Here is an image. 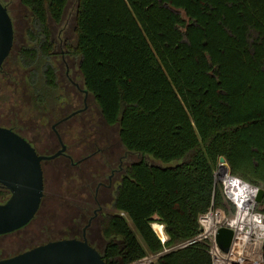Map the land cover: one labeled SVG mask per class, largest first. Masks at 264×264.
Returning a JSON list of instances; mask_svg holds the SVG:
<instances>
[{"label": "trees", "instance_id": "1", "mask_svg": "<svg viewBox=\"0 0 264 264\" xmlns=\"http://www.w3.org/2000/svg\"><path fill=\"white\" fill-rule=\"evenodd\" d=\"M17 1L21 9L3 3L13 44L0 69V125L55 151L51 124L75 108L62 56L75 62L87 106L55 125L63 141L62 125L78 128L69 143L89 141L96 171L108 152L139 154L87 240L110 264L183 241L148 264H212L206 241L191 239L199 214L224 203L219 155L264 187V0H75L71 33L62 24L72 0ZM8 192L0 185V200Z\"/></svg>", "mask_w": 264, "mask_h": 264}, {"label": "water", "instance_id": "2", "mask_svg": "<svg viewBox=\"0 0 264 264\" xmlns=\"http://www.w3.org/2000/svg\"><path fill=\"white\" fill-rule=\"evenodd\" d=\"M12 44L13 22L7 7L0 1V69ZM82 91L85 95L88 94L86 90ZM76 111L74 110L72 113ZM59 139L60 148L49 154L39 153L23 135L9 126L0 125V185L5 186L11 192L6 200L0 202V233L23 225L38 209L44 189L42 160L55 157L64 150L65 143L60 136ZM219 163L228 167L223 155H219ZM263 195L264 188L258 186L255 199L261 202ZM90 220L91 217L83 227L82 237L48 239L0 258V264H110L102 257L100 251L87 240L85 228ZM159 237L165 239L160 235ZM230 238L231 230L229 228H218L216 240L222 248H227ZM194 239L196 236L191 240ZM185 243L183 241L165 247L126 264H148L160 254ZM141 260L144 262L140 263Z\"/></svg>", "mask_w": 264, "mask_h": 264}, {"label": "flooded vegetation", "instance_id": "3", "mask_svg": "<svg viewBox=\"0 0 264 264\" xmlns=\"http://www.w3.org/2000/svg\"><path fill=\"white\" fill-rule=\"evenodd\" d=\"M62 60L64 61L63 65L66 67V70H65L66 78L68 79L69 83H72L73 85L76 86V88L71 92L72 93L71 106L75 108H73L70 112L63 115L58 120L54 121L53 122L54 126H52L53 123L51 124L54 132L56 133V136L59 142L58 145H56L55 150L61 147L59 136L62 139L55 125L59 123L60 121H65L71 118L72 116H73L72 118H75V119L78 118V114L86 108L87 98H88V94L85 95L84 92H82L83 89L80 86H78L77 83L73 82V80L71 79L70 74H69V69H68V63L65 62V60L63 59V56H62ZM76 93L78 94L76 95ZM74 110H77V111L72 113ZM63 142L65 143L64 150L58 155H56L55 157H52L49 159L60 158L61 166H58L60 174L64 173L66 176H71L70 183L68 184L73 185L77 192L75 191L74 192H57V195H56L57 200H55L56 202L55 205L56 206L59 205L61 209H65V211L67 209L70 212L69 214L70 217L68 215V218H66L65 220L67 222V225L65 227L67 231L65 232V235H62L60 237H82L83 227L88 222L89 218L91 217L90 223L85 228V234L87 237V228L91 224L92 220L101 211L105 210V208H103L104 203L110 204L111 202L114 189L118 181L121 178V174L124 171L125 164H123V156L121 154L116 153L115 150L113 152H108L107 153L108 159L106 158L105 162L102 164L103 168L101 170L96 171L95 163H94V159H95L94 154L96 152L94 150L84 152L83 150L84 146L90 145L89 141L82 142V143H79L81 141H77V142H74L73 144L66 143L65 141ZM34 147L36 148V146ZM36 150L39 153H43V152H40L38 148H36ZM79 150L81 151V155H79ZM45 154H49V153H45ZM47 160L48 159L42 160L43 182H44L43 163ZM116 174L118 175V178L116 177ZM77 186H78V189H77ZM10 194L11 192L9 191L6 199L8 198ZM84 196H86L85 203L83 202L81 204H78V200L82 199V197ZM44 197H45V192L43 189V194H42L38 209L36 210L34 215L30 218V220H28L23 225L11 231L0 233V258L12 255L18 251L23 250V249L14 250L12 247V244L15 241L19 242V240L21 239H23V242H30L32 238L34 237V234H40L43 228H45V226H42V225L40 226L37 223L36 227H33L32 229H27L29 228L27 227L28 224L34 221V219L38 218L40 221H42L48 216L47 212H44L43 215H39L40 206L42 204ZM263 198H264V195H263ZM4 200H0V202ZM36 230L39 233H34V231ZM8 236H10V238H8ZM30 236L32 238H30ZM60 237H56V238H60ZM48 239H52V238H48Z\"/></svg>", "mask_w": 264, "mask_h": 264}, {"label": "built area", "instance_id": "4", "mask_svg": "<svg viewBox=\"0 0 264 264\" xmlns=\"http://www.w3.org/2000/svg\"><path fill=\"white\" fill-rule=\"evenodd\" d=\"M220 167V163L218 164ZM226 168L227 177H222L224 197L223 205L213 203L199 214V230L196 240L206 241L212 264H264V212L255 199L259 184L240 177ZM216 173V172H215ZM240 181L251 189L250 192H234L226 181ZM220 227L231 230V238L226 249L216 240ZM165 238V237H162Z\"/></svg>", "mask_w": 264, "mask_h": 264}, {"label": "rangeland", "instance_id": "5", "mask_svg": "<svg viewBox=\"0 0 264 264\" xmlns=\"http://www.w3.org/2000/svg\"><path fill=\"white\" fill-rule=\"evenodd\" d=\"M0 1L2 3H6L9 7L13 8V10L15 8L21 9L20 4L17 0H0ZM74 10H75V0H72L69 4L65 19H64L63 24H62L63 25L62 27L65 29L64 31H66L67 33H71L70 29H71V23H72ZM57 30H58V27L56 28L55 31H57ZM68 69H69L70 77L73 80V82L77 83L78 86L81 87L80 72H79L75 62L69 63ZM65 70H66V67L64 65H62L60 67V73H59L60 74V84H61V87L63 86L64 90H66V91L70 90L72 92L76 88V86L73 85L72 83H69L68 79L65 76ZM70 127H71V125L70 126L62 125V127H61V131L66 133V136H65V142L66 143L71 142V140H73V138L76 136L77 132L79 131L78 128L71 129ZM42 133L43 132L41 131V134ZM43 144H44L43 140L37 141L36 146L40 152H41V147ZM115 152H117V151H115ZM118 154H121L123 156V164H125L126 162H128L131 159H135V158L139 157V154L130 153L127 151L118 152ZM97 158L98 157L96 156L94 159L95 166L97 165L96 162H99L97 160ZM60 162H61L60 158H53V159H48L47 161H45L43 163L45 197L43 198L42 204L40 206L39 215H43L44 212H47L48 216L42 221H40L38 218H36V219H34V221L30 222L27 226V227H29L27 229H32L33 227H36L37 223H38V225L45 226V228H43V230L41 231L40 234H34L33 238L30 236V238H32V240L30 242H23V239L19 240V242L15 241L12 244V247L14 250L27 248L33 244L45 241L48 238H56V237H60L62 235H65V232L67 231V229H65V227L67 225V222L65 220H66V218H68V215L70 214V212L67 209H66V211H67L66 212L65 209H61L59 205L58 206L55 205L56 204L55 200H57L56 195H57V192H74V191L77 192V191L73 185L68 184V183H70L71 176H66L64 173L60 174V171L58 168V166H61ZM227 166L229 168L228 163H227ZM218 169H219V165L217 164L215 167L216 186L218 188H220L222 190V192H224V190H223L224 186H223V183L221 180L222 178L219 175ZM229 171H230V168H229ZM116 177L118 178L117 174H116ZM240 177H242V176H240ZM259 186H261V185H259ZM77 189H78V186H77ZM85 200H86V196L82 197V199H79L78 204H81L83 202L85 203ZM259 207H261L260 204H259ZM103 208H105V210L109 209L110 204L104 203ZM69 217H70V215H69ZM161 227H162L161 223L154 224V229L158 232V234L161 236H165L166 234L163 231V229L162 230L160 229ZM34 233H39V232L36 230V231H34ZM8 238H10V236H8ZM11 251H13V250H11ZM7 252H9V251H7ZM147 255H149V254H147Z\"/></svg>", "mask_w": 264, "mask_h": 264}, {"label": "bare ground", "instance_id": "6", "mask_svg": "<svg viewBox=\"0 0 264 264\" xmlns=\"http://www.w3.org/2000/svg\"><path fill=\"white\" fill-rule=\"evenodd\" d=\"M219 169H220V167H219ZM219 172H220V175L222 177H225V178L227 177V175H225V174H227V173H225L226 172L225 170H219ZM226 182L229 183L233 187L234 192H250L251 191L250 187L248 185L246 186L243 182H240V181L232 182L231 177ZM143 262H144V260H141L140 263H143Z\"/></svg>", "mask_w": 264, "mask_h": 264}, {"label": "crops", "instance_id": "7", "mask_svg": "<svg viewBox=\"0 0 264 264\" xmlns=\"http://www.w3.org/2000/svg\"><path fill=\"white\" fill-rule=\"evenodd\" d=\"M162 225V227L160 228L161 230L163 229V231H164V228H163V224H161ZM153 228H154V226H153ZM157 232V231H156ZM158 233V232H157ZM161 236V235H160ZM162 237H166V235L165 236H162Z\"/></svg>", "mask_w": 264, "mask_h": 264}]
</instances>
